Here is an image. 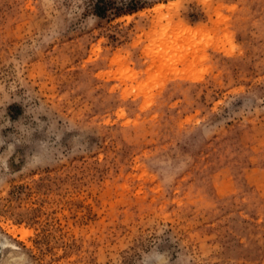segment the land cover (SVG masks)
Masks as SVG:
<instances>
[{"label":"rangeland","instance_id":"374dc122","mask_svg":"<svg viewBox=\"0 0 264 264\" xmlns=\"http://www.w3.org/2000/svg\"><path fill=\"white\" fill-rule=\"evenodd\" d=\"M0 264H264V0H0Z\"/></svg>","mask_w":264,"mask_h":264}]
</instances>
